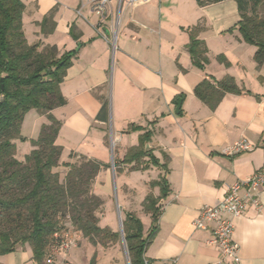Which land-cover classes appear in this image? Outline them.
Listing matches in <instances>:
<instances>
[{
  "label": "crops",
  "instance_id": "0c3cea01",
  "mask_svg": "<svg viewBox=\"0 0 264 264\" xmlns=\"http://www.w3.org/2000/svg\"><path fill=\"white\" fill-rule=\"evenodd\" d=\"M21 1L30 45L56 46L59 57L75 52L60 85L66 104L52 111L61 122L57 144L63 147V157L68 160L72 152L101 166L116 161L122 169L117 171L121 206L117 197L115 202L124 215L134 213L142 221L144 235L153 224L144 210L145 199L152 195L157 200L158 228L145 255L155 264H232L216 246L207 244L213 224L202 230L195 228L194 221L203 207L218 206L237 180L264 167V62L257 64V48L244 42L236 28L241 21L237 2L204 7L196 0L125 3L118 18L115 0L110 6L113 15L102 22L82 6V0ZM193 36L208 51L203 69L193 65L189 53ZM227 77L235 79L241 94H226L214 110L195 96V87L205 78ZM109 96L107 124L97 116ZM179 99L181 108L176 113ZM45 123L46 116L30 111L21 136L37 139ZM107 125L113 132L116 159L107 145ZM147 132L151 134L146 149L157 165L148 156L137 164L124 163ZM243 139L253 144L252 151L223 153ZM16 147L20 160L33 149L30 144L25 152L19 140ZM105 174L101 170L99 178ZM161 178L166 183L164 195L161 186H152ZM124 190L133 197L128 198ZM101 221L102 227L115 230L108 210ZM233 225V239L241 245V264H264V207L250 208L243 218L233 219ZM110 251L83 238L69 253L56 257L60 264L93 260L124 264L120 251ZM0 262L34 264L31 251L11 253Z\"/></svg>",
  "mask_w": 264,
  "mask_h": 264
},
{
  "label": "trees",
  "instance_id": "16d2710c",
  "mask_svg": "<svg viewBox=\"0 0 264 264\" xmlns=\"http://www.w3.org/2000/svg\"><path fill=\"white\" fill-rule=\"evenodd\" d=\"M196 1L204 7L227 0ZM235 1L241 15L236 28L244 42L257 48L254 59L262 65L264 18L259 16V9L264 0ZM24 12L25 4L21 0H0V260L17 252L19 247H28L34 264H46L69 231L63 223L66 217L94 246L108 247L119 240L120 234L99 225L97 212L103 201L91 192V185L101 164L86 157L60 164L63 147L57 144V138L61 122L53 117L52 111L66 104L60 85L75 52L59 57L56 46L30 45L23 28ZM189 53L193 65L203 69L208 61L205 43L193 36ZM241 93L232 77L222 81L205 78L194 89L195 96L212 110L226 94ZM32 110L46 116L47 123L42 125L38 138L30 140L31 152L19 160L16 141L26 140L21 136V127ZM108 114V103L104 101L97 119L108 123ZM150 134H144L140 145L129 151L124 163L137 164L148 156L157 165L146 149ZM114 164L118 167L116 161ZM61 165L68 169L63 179L56 171ZM155 185L161 186L164 195L165 180L152 183ZM144 210L153 220L147 235L134 213H127L123 220L129 264H155L145 256L158 228L159 208L152 195L145 199ZM91 264H95L94 260Z\"/></svg>",
  "mask_w": 264,
  "mask_h": 264
},
{
  "label": "built area",
  "instance_id": "2783aa9c",
  "mask_svg": "<svg viewBox=\"0 0 264 264\" xmlns=\"http://www.w3.org/2000/svg\"><path fill=\"white\" fill-rule=\"evenodd\" d=\"M115 0H82V6H87L94 14L98 15L101 21L111 17V3ZM118 1L119 18L121 7L128 3L135 5L145 3L150 0H116ZM115 26L118 24L115 21ZM116 29V28H115ZM115 42V39L114 41ZM254 148L248 140L243 139L235 142L224 149L227 156L238 155L243 152L252 151ZM114 166V163L112 162ZM264 207V167L246 179L237 180L227 191L218 206H205L200 211L199 217L194 221L197 229L205 230L207 223L213 224L212 237L208 240L209 246H216L223 259L231 260L232 264H241V245L233 239L234 225L233 219H241L250 208L261 211ZM74 242L65 236L60 244L53 250L46 259V264H59L57 254L67 252L74 247Z\"/></svg>",
  "mask_w": 264,
  "mask_h": 264
},
{
  "label": "rangeland",
  "instance_id": "374dc122",
  "mask_svg": "<svg viewBox=\"0 0 264 264\" xmlns=\"http://www.w3.org/2000/svg\"><path fill=\"white\" fill-rule=\"evenodd\" d=\"M261 7L259 9V16L261 18H264V2L262 3ZM111 90H112V87H111ZM110 93H111V91H110ZM107 99L108 100H105V102L108 103V111L110 113L111 96H109ZM106 132H107V137H106L107 145H109L111 150H113V157H114V159H116V157L114 156L115 155L114 154V142L112 139L113 132H112V130H110V126H108V125L106 127ZM22 144H23L24 151L27 152V149L29 148L31 142L26 139L25 141L22 142ZM21 153L18 154L20 158H22ZM69 154H74V153L71 152ZM74 155H76V154H74ZM23 157L25 158V156H23ZM80 157H84V156H80ZM65 160L66 159L62 155V158L60 159V164L62 162H75V161H79L80 159H79V157L70 158L68 155V160H66V161ZM117 166H118V163H117ZM131 169L132 168H129V170H131ZM101 170L106 171L104 178L103 177L99 178V174L101 173ZM101 170H100L99 174L97 175V177L95 178L93 184L91 185V192L94 195L98 196L103 201L102 207L97 212V216L99 217V220H100L99 225L102 227L103 221H101V220L103 218H105V216L107 215V210H108V212L111 213V215H113V218L115 219V230L114 231L118 232L120 234V238L116 243L110 244L108 247H104V248H109L111 250L110 252L120 251L123 255L122 257H123L124 264H129V258H128V253H127V249H126V244H125V241L122 239V236L120 233V230H121L120 229V223H122V226H123V220L125 219V215L121 211L122 207L118 208V206L115 202V197H117V201H118L119 205H120V202L122 200L121 194L119 193V195H118V188L119 187L117 186V179L119 176L117 174V171L119 172V170H122V169L115 167V164L113 166L112 163L111 164L108 163L106 165H103L101 167ZM56 171H58L60 173L61 178L63 179L65 177L68 169H66L65 167H63L61 165L58 169H56ZM124 191H126V193H128V198H129V196L133 197L131 195L132 192H127V190H124ZM108 215H110V214H108ZM63 223H64L65 227L68 228V230H69L67 235H65V236H67L69 239H71L75 244L74 247H72L70 250L67 251V253H69L78 244L80 245L82 243V240L84 237L80 232L75 230V228L72 226L71 220L68 217L65 218ZM122 230H123V228H122ZM30 251L31 250L28 247H26V248H20L19 247V250H18V252H30Z\"/></svg>",
  "mask_w": 264,
  "mask_h": 264
},
{
  "label": "water",
  "instance_id": "95a60500",
  "mask_svg": "<svg viewBox=\"0 0 264 264\" xmlns=\"http://www.w3.org/2000/svg\"><path fill=\"white\" fill-rule=\"evenodd\" d=\"M3 99V98H2ZM181 102H182V100L181 99H179L178 101H177V109H176V113H179V111H180V108H181ZM113 161V160H112ZM117 204H118V201H117ZM119 207V206H118ZM121 219V218H120ZM122 228H123V226H122V223H120V233H121V236H122V239L124 240V234H123V230H122Z\"/></svg>",
  "mask_w": 264,
  "mask_h": 264
}]
</instances>
